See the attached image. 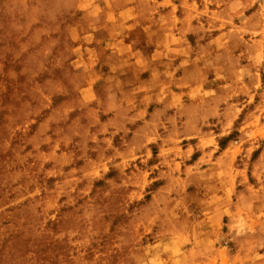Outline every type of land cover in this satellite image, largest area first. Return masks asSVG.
<instances>
[{
  "label": "rangeland",
  "instance_id": "obj_1",
  "mask_svg": "<svg viewBox=\"0 0 264 264\" xmlns=\"http://www.w3.org/2000/svg\"><path fill=\"white\" fill-rule=\"evenodd\" d=\"M0 264H264V0H0Z\"/></svg>",
  "mask_w": 264,
  "mask_h": 264
}]
</instances>
